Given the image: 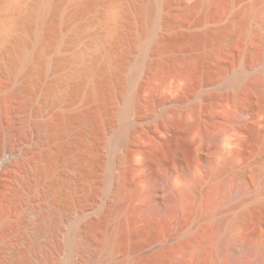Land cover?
<instances>
[{
	"label": "rangeland",
	"instance_id": "rangeland-1",
	"mask_svg": "<svg viewBox=\"0 0 264 264\" xmlns=\"http://www.w3.org/2000/svg\"><path fill=\"white\" fill-rule=\"evenodd\" d=\"M19 1L29 5L33 0H0V81L5 82L0 92V192L10 193L18 185L10 172L15 160L41 150L56 153L61 142L69 151L30 192L27 204H15L13 214L3 222L19 221L18 234L29 236L28 224L39 219L41 211L46 214L41 223L61 216L64 245L59 264L82 259L77 242L108 261L106 249L96 245L122 216L134 234L113 254L121 264H246L245 259L232 257L230 247L235 238L245 236L264 242V0H213L212 8L208 0H168L158 6L157 15L168 20L155 22L157 35L213 31L210 40H184L174 46L145 36L149 19L140 9L145 0H93L96 5L82 13L77 11L82 0H61L59 20L53 23L55 35L39 50L41 56H48L41 79L34 72L26 76L22 68L12 74L6 67L11 47L21 56L38 51L33 41L21 47L16 44V39L24 37L20 29L10 31L15 15L9 8ZM44 1L41 16L51 23L49 3L56 0ZM195 2L188 12L186 7ZM257 8L258 17L254 15ZM209 10L213 17H206ZM25 14L23 10L19 16ZM41 16L38 13L35 21ZM235 22L241 24L237 29L220 31ZM100 48L105 50L101 59L92 63L88 55ZM169 57L172 62L167 61ZM143 58L152 64L150 70L134 76ZM58 60L65 64L55 72L52 64ZM75 80L83 85L69 96H64V87L49 88L51 83ZM97 82L104 87L99 89ZM24 84L37 85L36 99L22 114L29 134L17 151L10 152L7 146L14 122L7 107L13 92ZM257 88L260 94L254 92ZM46 90L49 98L42 105ZM136 90L139 104L129 106ZM151 97L157 100L150 101ZM86 113L93 114L95 124ZM70 115L77 116L78 122H67ZM177 120H185L187 130H180ZM49 123L62 131L50 142L42 136L43 124ZM172 123L177 127L169 139L165 132ZM121 132L123 140L117 143ZM60 173L69 185L36 200L38 189L46 188ZM243 183L259 190L246 201L252 213L243 225L226 232L229 215L239 209L240 196L233 194ZM88 218L104 222L93 229L82 227ZM147 225L156 233L152 239L140 234ZM11 235L1 238L0 245L9 242ZM208 235L214 242L211 246ZM257 261L264 264L263 258Z\"/></svg>",
	"mask_w": 264,
	"mask_h": 264
},
{
	"label": "bare ground",
	"instance_id": "bare-ground-1",
	"mask_svg": "<svg viewBox=\"0 0 264 264\" xmlns=\"http://www.w3.org/2000/svg\"><path fill=\"white\" fill-rule=\"evenodd\" d=\"M60 1L61 0H56V1H51L49 3V5H50L49 10L51 11L52 17H53V19H52L53 21L51 23L48 22V20L46 21L45 19H43V17L41 16V14H43V13H41V11L44 10V8H42L44 6L43 4L45 3L44 0H33V1H31V3L29 5L28 4L26 5L24 1H19V2L15 3L14 5H12L11 8H9L10 11L12 13H14V15H15V21H14L15 23L13 25V29H11L10 31L12 32V34H14L16 32L13 33V31H15L16 29H20L22 31V33L24 34L23 38L16 39L17 40L16 44L21 47L22 45H27L31 41H33V42H35L36 46L38 47V51L36 50L35 53L32 51L33 54H31V55L30 54H28V55L24 54V55H22L23 57L21 56V53L17 54L16 50L11 47L10 48L11 55L6 60V67L9 69L10 73L15 74V72L19 68H22L26 76L34 72L33 74H35L38 79H41L43 77L44 71H45L44 65L46 64L45 62H47L46 57H48V56L46 54H44V55H46L45 58L43 56H41V54H40L41 50L40 49L43 48L44 45H46L45 44V43H47L46 41H48L50 38L53 37V35H55L54 34V31H55L54 26L55 25L53 23L55 21H57V19L59 20V15H58L60 13L59 9H60L61 5L64 4V3L61 4ZM46 3H47V1H46ZM167 3H168V0H145L143 2V4L140 6V9L143 12H145V14L147 15V17L149 19V27L143 31L145 36L149 35V37L151 38V41L154 43H158L161 40H164L166 46H174L175 44L182 42L184 40L185 41L186 40H190V41L194 40V42H198L199 39H203L204 41L210 40V38L213 36L212 29H206L204 32H202L199 35H193V34L191 35L189 33L182 32V31L178 32V33L169 34V35H164V36L157 35L154 32L155 22L157 20L158 21H167L168 20L166 15L165 16L164 15H162V16L157 15L158 6L161 4L166 5ZM196 3L197 2L187 6L186 10L188 12L193 11V9L195 8V5H197ZM94 5H96V4H95V1H93V0L79 1L77 3V8H78L77 11L82 13L85 10H87L88 8L93 7ZM207 6L209 8H212L213 0H208ZM23 10L26 11V14L24 16H22V15L19 16V13ZM38 13L40 14L41 18L39 19L38 22H36L34 18ZM254 15L257 17L260 15V9L259 8L256 9ZM206 17H213V11L209 10L208 13L206 14ZM240 25H241L240 23L235 22L233 25L223 26V27H220L219 29L222 32H228V31H231L232 29H237V27H239ZM57 32L59 33V31H57ZM57 35H59V34H57ZM12 37L14 39V35H12ZM110 38H107V39L109 40ZM196 38H198V39H196ZM110 40H109V43H110ZM127 40L131 41L130 38H127ZM131 43H133V42L131 41ZM102 46H103V44H102ZM102 46L100 45V47H102ZM31 47H32V45H31ZM27 48H30V46ZM44 48H45V46H44ZM103 48H105V46H103ZM103 48H100V49L95 50V51H94V49H93V51L91 50L92 52H90V54L88 56H89L92 63L96 62L98 64V62H99L98 60L101 59L100 54H101V51ZM43 49H42V52L44 51ZM24 50H26V49H24ZM19 55L21 56V59L23 61L22 63L19 62V57H20ZM172 60H173V57H169L167 59V61H169V62H172ZM63 62H65V61H63ZM64 64H60L59 60L56 62L53 61V64H52L53 71H55V72L57 70L59 71L61 68V65L64 66ZM151 65H150V62L146 61V59H144V58L140 59L138 62L137 68L134 72V76L140 71H143V70L149 71L150 70L149 68L151 67ZM79 71L81 73L80 69H79ZM79 71L77 72V70H76V72L78 74H80ZM116 72L114 74H117V73L120 74V72H117V73ZM75 75L73 73V76H75ZM37 78H35L36 81H37ZM236 81H237V79H235L233 81V83H236ZM70 82L68 83V82L62 81V82H57V83H51L49 85V88L51 87V89H52L53 88L52 86H55V88H54V90H55V89H57L56 86L59 88H62V89L64 87V88H66V91H64L65 92L64 96H69V95L73 94L74 90L79 91V89H81V87L83 85V82L79 81V80H77V81L75 80V82H73V83H70ZM4 84H5V82L0 81V92H2L4 90L3 89V88H5ZM96 85L98 86V88H99V86H101V88H102V86L105 84H102V82H97ZM36 86H37L36 84L33 87H30L29 85L24 84L20 90L15 91V93L13 92V94H12L13 100L11 99L12 102L7 107V111L9 113L8 115H9V117H11V120L14 122L12 125L13 126L12 129H10V131H12V133H11V135H9L10 139H9L8 146H7L8 150L10 152L17 151V149L20 146V144L22 143V141L25 138H27V136L29 134V129L27 126L28 122L26 123V121H25L26 117L24 120V117L22 114L28 108V106L34 101V99H36L35 98ZM253 90H254V92L260 94L259 88L253 89ZM262 91H264L263 87H262ZM263 93L261 92L260 98H262ZM48 95L49 94L47 91V94L41 100L42 105L43 104L45 105L47 103V100L49 98ZM150 99H151L150 101H153V102L155 100H157V99H153L152 97ZM139 100H140L139 99V90H136L132 94L129 106L138 105ZM58 115H60V114H58ZM86 115H87L86 118L88 119V121H90L92 124H95L96 120L93 117V114L86 113ZM60 117H62V116L60 115ZM76 118H78V117L77 116L75 117V115H70L67 118V122L69 120H72V119L76 120ZM76 121L78 122V119ZM77 122L74 121L75 124ZM74 123L73 124L69 123V124L74 125ZM175 125L172 123V124H169L166 128L165 133L169 139H171L172 133L176 130L177 126H175ZM177 125L180 128V130L181 129L183 131L187 130V122H185V120L178 121ZM0 126H1V120H0ZM42 128L44 130V134L42 136L48 142H50V140H52V139H56L60 135V133L62 134L60 127H58L54 123H49V124H45V125L43 124ZM123 136H124L123 132L119 133L118 136L116 137L115 141L117 143H120L123 140ZM38 139H40V138H38ZM61 143L62 144L60 146H58L59 148H58L56 153L55 152L53 153L49 150H41V151H38L37 153H34L32 155H29V156H24V157L17 159L13 162V164H12L13 167H12V169H10L11 170L10 172L15 176V179H17L18 185L10 193L5 194L3 192H0V240H1V238H5L7 235H11L13 233V230H17L16 224L19 221L18 222L16 221L17 223L14 221L16 224H14L13 222H10V223H12V225H9L8 223L5 224V221L3 222L4 218L7 215L9 216V213H12L11 211L14 212V210H12V207L15 204H18L20 206L26 205L28 202L30 192L33 191V189L36 188V186H38L42 182L46 173H49L54 169L57 160L59 162V160H60L59 158L62 156L64 157L65 154L69 151L68 145L63 143V142H61ZM0 156H1V154H0ZM65 176L66 175H64V173H60L49 182V185H47L46 188H42L40 190L38 189V192L35 194L36 200L37 199L41 200L42 198L45 197V195L48 192L61 191L64 187L69 185L70 181ZM169 177H170V175L166 176L167 179ZM74 179H76V178L74 177L71 179V183ZM195 185H196V182H195L194 186ZM197 186L198 185H196L195 187H197ZM258 191H259L258 189H249L248 186H246L243 183V184H241L240 188L233 194L234 197L240 196V201H239V204L237 205V207H239V209L236 213L233 212V214L229 215V217L227 219L226 229H225L226 232L232 231L234 229V226H236V225H243V223L245 221L244 219L245 218L247 219L248 216L251 215L252 211L249 207H247L246 201L249 198L256 196V194H258ZM13 209H15V208H13ZM121 209L122 210L124 209V211H126L127 207L121 206ZM43 211H41V212H43ZM41 212H40L39 219H36L33 222H30L28 224L30 226V230H29L30 235L29 236L26 233H25L26 236H25V234L19 235L18 230L20 229V227L18 226V230L16 231L17 233H15L14 237H13V235H11L12 238L10 237L11 240L8 239V240H10L9 242H6L5 245H3V246L0 245V264H59V257L62 253L63 245H64L62 240H61V231H62L61 225L62 224L60 225L59 221H61V219H63V218H61V216L58 217V215L55 214L56 216L48 217L47 223H41V220L43 219V217L46 216V214L43 215V213L41 214ZM163 212H167V211H162V213ZM125 214H126V212H125ZM126 215H128V214H126ZM9 220H8V222H9ZM98 220H100V221H98ZM98 220L95 218L94 219L88 218L82 222L81 226L82 227H84V226L90 227L93 229L95 226L100 224V222L101 223L104 222V221H101V219H98ZM23 223H24V220L21 221L22 225H23ZM149 227H148V225L145 226V228L143 227L144 229L142 228V231H140V234L141 233L142 234L147 233L150 235V237L152 239V237H154L156 235V233H155V231H152ZM230 233H229V235H230ZM131 234L132 233H130L127 229V221H126L125 217L122 216L121 218H119L117 220V222L111 228H109L107 231L104 232L99 243L97 245L95 244L97 246L96 247L97 249H98V247L100 248V246H101V248L106 249V251L109 255V258L107 257L108 261H106V262L101 261V259L98 258V255H96L97 252H95L93 250H89L85 247H82L77 242L75 246L77 247V249L79 248V250H81L83 252V254H82L83 257H82V259H80V261L76 262L75 264H121V261L116 260L114 258L115 256L113 254L115 251L124 247L125 242L127 241L128 237ZM206 241L209 245L210 244L213 245V243H214L213 239L209 235L206 236ZM134 247H136L135 243L133 244V248ZM230 250L232 252L233 258L245 259L246 264H260L257 261V259L258 258L264 259V242L256 240L255 237H248V236L246 237L245 236V237L235 238L232 242ZM160 256L161 257L163 256V251L159 252V257Z\"/></svg>",
	"mask_w": 264,
	"mask_h": 264
}]
</instances>
